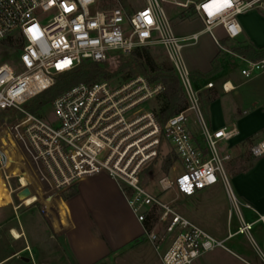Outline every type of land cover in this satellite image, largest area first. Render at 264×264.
I'll list each match as a JSON object with an SVG mask.
<instances>
[{
    "label": "built area",
    "instance_id": "2783aa9c",
    "mask_svg": "<svg viewBox=\"0 0 264 264\" xmlns=\"http://www.w3.org/2000/svg\"><path fill=\"white\" fill-rule=\"evenodd\" d=\"M160 2L184 9L193 5L202 29L184 37L174 35ZM93 3L0 0V41L13 38L18 51L15 63H0V116L5 112L4 120L13 116L0 132V174L8 204L16 213L35 202H57L80 181L106 174L143 225V234L162 264H192L216 248L228 250L225 240L216 239L174 207L179 195L191 196L216 183L217 174L236 211L239 204L223 169L230 156L216 148L218 141H229L238 130L235 125L209 127L201 113L199 90L192 86L180 51L195 44L201 33H208L221 48L216 28L229 39L237 37L241 32L237 15L261 5L262 0H145L132 13L118 0L112 7L91 12ZM152 45L162 47L186 101L183 110L165 120L154 105L140 107L164 91L160 81L143 74L116 86L104 79L81 82L32 112L25 110L57 76L81 64H114L135 48ZM262 70L264 59L248 60L240 72L250 79ZM211 87L209 81L203 85ZM221 90L230 92L234 86L225 81ZM47 105L50 111L44 110ZM188 111L199 122L200 139L187 126ZM17 114L21 118L16 119ZM163 151L168 156L164 161ZM249 152L255 158L264 157V138L252 144ZM15 164L18 172L11 174ZM25 188L29 194L19 196ZM29 196L34 200L27 204ZM148 220L150 227L145 228ZM239 221L237 232L249 237L251 223ZM256 221L264 226V214H258Z\"/></svg>",
    "mask_w": 264,
    "mask_h": 264
},
{
    "label": "rangeland",
    "instance_id": "374dc122",
    "mask_svg": "<svg viewBox=\"0 0 264 264\" xmlns=\"http://www.w3.org/2000/svg\"><path fill=\"white\" fill-rule=\"evenodd\" d=\"M116 1L117 0H94V3L89 7V9L91 12H94L96 10L112 7L116 5ZM118 1L129 13L140 9L145 5V0ZM178 1L184 2L185 0ZM159 5L167 15L174 35L178 36L181 34H186L201 28L197 21H191L195 18L194 14L185 17L183 16L182 13L186 12L184 8L165 2H160ZM185 19L186 21H181ZM125 24L126 23H124V25ZM214 47L215 46L211 39L205 33L199 35L195 44L184 46L181 49V58L190 73L191 70L188 59L191 58L192 61L196 60L203 62L207 58V55L214 50ZM16 48L17 45L13 38L6 39L5 42L0 41V63H15L18 54ZM148 50L156 63L168 64V60L166 59L165 53L161 46L152 45L148 47ZM130 60L131 55H127L118 59V61H116L114 64H105V69L109 72V75L104 78V80H107L111 86H116L122 81H125L126 79L124 78V72L119 70V65ZM16 66L18 67V65ZM242 67L247 68V65L240 64L236 61L232 67V71L238 70L239 72L240 68ZM138 74H142V72L135 69L132 76ZM223 75L224 74L222 72H216L211 78L214 82H217L221 80ZM257 81L252 84L249 83L245 86V95L239 94L238 96H235L232 93H220L219 105L224 119L228 121V126L231 125L230 121H232L233 118L237 116V110H240L241 112H243V110L244 112H250L249 109L253 108L257 104H260L262 107H264V84ZM192 86L196 88V83L193 81V79ZM38 98H34L29 101L24 107L25 110L32 112L33 109H36V102ZM149 104L157 107V98L149 101L148 104L146 103L141 105L140 107L149 109ZM44 110L50 111L51 106L47 105ZM201 113L207 122V117L202 107ZM6 115L7 112L0 116V132L6 128L4 126L5 123L11 124V120L13 121L12 115H10L12 118L6 117L4 120ZM14 116L16 119L21 118L20 114ZM187 126L192 134L200 139L199 122L192 111H188ZM261 138H264V130H259L253 133L250 138H246L244 141H241V143L238 144H231L225 140H220L216 144V148L221 155L226 153L230 156L228 161L223 162V169L225 171L229 186L239 202H241L242 199L240 197V193L238 192L236 180H234L233 176L249 171L254 163H256L258 160L261 161L262 158L255 159L249 153V146ZM3 141L7 142L6 137L3 138ZM13 154L15 156V153ZM166 156V151H163L162 161H164ZM7 165L9 164L7 163L6 167H8ZM169 174L172 175V172ZM216 176V183L197 191L191 196L179 195V199L174 205L175 210L179 214L186 217L202 229L206 230L210 235L214 236L215 231L221 232V230H223L222 227H220V221L225 220L230 210L232 211L233 217L235 218L236 216L234 206L228 197L224 183L218 174ZM259 177L264 178V162L260 164ZM256 178H258V176L254 175L253 177L246 179V182L249 181L248 183L245 181H239L238 183L244 190L249 189L250 192H252V190L257 191L260 186L257 184ZM4 183L5 182L0 174V258L13 252L14 250L22 248L23 244L28 243L32 250H25L18 254L17 257L8 258L6 264H46L47 262L49 264H61L59 262L61 249L58 246L61 245V248L62 245H65V247L67 246L62 242V237L56 236V234H54L52 228V218L56 219L58 216L57 202L52 201L50 204L35 202L34 205L30 207L22 206L19 208V210H17L16 213H14L11 208V204H8L9 202L6 198V189ZM68 194V192L62 193L60 198L64 199ZM238 207L241 213L245 216L246 208L243 206V202L238 204ZM11 228H17L18 230L21 228L24 230L25 236H22V238L16 239L15 241H11V239H14L9 232ZM237 242H239V244L229 246L231 251L242 257L244 260L248 261L250 264H264V247H262L259 242H256L257 247H255L249 242L248 237L245 235H239L237 237ZM218 254L219 255L214 259L216 262L223 260V258H227L228 264H246L231 253L226 252L223 254ZM65 256L67 262L66 264H74L73 257L69 252L65 251ZM23 258H28L29 260L25 261ZM96 264H162V262L154 250L152 243L142 232L141 236L138 237L137 242H131L126 248L109 252Z\"/></svg>",
    "mask_w": 264,
    "mask_h": 264
},
{
    "label": "crops",
    "instance_id": "0c3cea01",
    "mask_svg": "<svg viewBox=\"0 0 264 264\" xmlns=\"http://www.w3.org/2000/svg\"><path fill=\"white\" fill-rule=\"evenodd\" d=\"M262 2H264V0H262ZM181 21H186V19ZM191 21H197L201 28L186 34L178 35L179 37L187 36L202 29V23L196 15ZM237 21L241 29L237 37L232 39L225 37L223 30L218 27L215 32L219 38L221 48L213 41L211 36L206 33L215 46L214 50L207 55V58L203 62L196 60L192 61L191 58L188 59L192 79L196 83V88L199 90L200 99L201 95L208 90L213 93V97L207 104H204L202 100H200L209 127L217 129L224 126L230 127L231 125H235L237 128L238 134L228 141L231 144L241 143V141H244L246 138H250L253 133L264 130V107L260 104L249 109L250 112H244V110L241 112L237 110V118L234 117L233 120L230 121V126H228V121L224 119L219 105L220 93H232L235 96L239 94L245 95V86L249 83L252 84L258 80L257 82L264 84V70L256 73V75L250 79H246L241 75L240 71L245 69L243 67L240 68L239 72L238 70L232 71V67L236 61L240 64L247 65V61L251 60L235 53L232 47L250 46L255 50L264 49V6H262V4H257L255 7L238 14ZM216 72H222L224 75L221 80L214 82L211 77ZM208 81L213 83V87L203 88L204 83ZM225 81L230 82L231 85L234 86V90L223 92L221 90V84ZM258 158H262L261 161L258 160L254 163L249 171L233 176L238 186V192L242 199L241 202H243V206L246 208L245 216L241 213L239 207L237 211L235 210V218L230 210L225 220L220 221V227H222L223 230H221V232L215 231V236L212 235L218 240H225V245L228 250L216 248L201 255L192 264H228L227 258H223L225 262L223 260L218 262L214 261L215 257L219 255L218 253L223 254L226 252L233 254L246 264H250L229 248V246L239 244V242H237V237L239 235L248 237L246 233L237 232L240 218L243 222L251 223V228L248 231L249 242L255 247H257L256 242H259L261 246L264 247V226H262L261 222L256 221L258 214H264V178L259 177V168L260 164L264 162V157H256L255 159ZM7 166L9 168V165ZM9 172L11 174L17 173V165L11 166ZM254 175L258 176L256 181L260 188H258L257 191L252 190V192H250L249 189L244 190L241 188L238 182H246V179ZM248 182L249 181L246 183ZM5 189L6 198L9 202L10 198L6 185ZM72 190H74V193L69 195ZM66 192L69 193L67 197L60 199L61 201H57V218H52L54 234L62 237V242L67 246L65 247V245H62V248L60 247L61 245L58 246L61 249L59 255V262L61 264L67 263L65 251L72 255L74 264H96L109 252L126 248L134 239L141 236L143 225L135 219L118 186L106 174L86 178L80 181L75 187L71 188L70 191ZM241 202L238 201L239 204H241ZM246 205H249L250 208ZM11 229H15L20 235V238L25 236V232L21 228L20 230L17 228ZM229 234L231 237H228ZM16 239H11V241H15ZM25 250H32L28 243L23 244L22 248L1 257L0 264H6L8 258L17 257L18 254ZM23 260H25V258H23ZM46 264L49 263L47 262Z\"/></svg>",
    "mask_w": 264,
    "mask_h": 264
},
{
    "label": "trees",
    "instance_id": "16d2710c",
    "mask_svg": "<svg viewBox=\"0 0 264 264\" xmlns=\"http://www.w3.org/2000/svg\"><path fill=\"white\" fill-rule=\"evenodd\" d=\"M185 11V13H182L184 17L193 15V5H189L188 9H185ZM2 41L5 42L6 39ZM232 50L235 53L251 60L264 59V49L255 50L250 46H245L232 47ZM129 55H131V60L119 65V70L124 72L125 79L132 77L135 69H137L142 72L143 75H148L150 80L160 81L164 85V91L157 97L158 104L156 107L162 120L178 113L186 107L185 97L182 93L174 69L169 61V65L165 63H156L147 46L135 48ZM105 67V64H81L73 71L57 76L54 84L36 97H39L36 102V108L52 101L62 92L69 90L78 83L92 82L106 78L109 75V72L105 69ZM212 97L213 93L208 90L201 95L200 100H202L204 104H207ZM167 158L168 156H166L164 160ZM73 193L74 190H72L69 195ZM144 227H150L149 220L144 223ZM137 241L138 238L134 239L132 242L135 243Z\"/></svg>",
    "mask_w": 264,
    "mask_h": 264
},
{
    "label": "bare ground",
    "instance_id": "6f19581e",
    "mask_svg": "<svg viewBox=\"0 0 264 264\" xmlns=\"http://www.w3.org/2000/svg\"><path fill=\"white\" fill-rule=\"evenodd\" d=\"M50 123L54 124V120L50 119ZM32 200H34L33 196H29L26 203L29 204V203H31ZM11 230H12L11 231L12 237L17 238V239L20 238V235L18 234V232L15 229H11Z\"/></svg>",
    "mask_w": 264,
    "mask_h": 264
},
{
    "label": "water",
    "instance_id": "95a60500",
    "mask_svg": "<svg viewBox=\"0 0 264 264\" xmlns=\"http://www.w3.org/2000/svg\"><path fill=\"white\" fill-rule=\"evenodd\" d=\"M262 6H264V2H262ZM29 194V191H28V189L27 188H25V189H23V191L22 192H20L19 193V196H21V195H25V196H27ZM25 260H29L28 258H25Z\"/></svg>",
    "mask_w": 264,
    "mask_h": 264
},
{
    "label": "snow or ice",
    "instance_id": "6c2138e0",
    "mask_svg": "<svg viewBox=\"0 0 264 264\" xmlns=\"http://www.w3.org/2000/svg\"><path fill=\"white\" fill-rule=\"evenodd\" d=\"M224 2H225V3H227V2H228V0H224ZM150 22H151V21H149V23H150Z\"/></svg>",
    "mask_w": 264,
    "mask_h": 264
}]
</instances>
